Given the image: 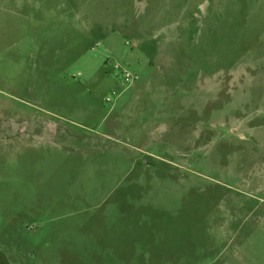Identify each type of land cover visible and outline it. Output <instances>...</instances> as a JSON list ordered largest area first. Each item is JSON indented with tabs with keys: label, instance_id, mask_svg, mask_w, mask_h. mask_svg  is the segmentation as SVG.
<instances>
[{
	"label": "rangeland",
	"instance_id": "obj_1",
	"mask_svg": "<svg viewBox=\"0 0 264 264\" xmlns=\"http://www.w3.org/2000/svg\"><path fill=\"white\" fill-rule=\"evenodd\" d=\"M0 264H264V0H0Z\"/></svg>",
	"mask_w": 264,
	"mask_h": 264
},
{
	"label": "built area",
	"instance_id": "obj_2",
	"mask_svg": "<svg viewBox=\"0 0 264 264\" xmlns=\"http://www.w3.org/2000/svg\"><path fill=\"white\" fill-rule=\"evenodd\" d=\"M113 67L115 72H120L122 76V83H129L137 78V75L134 72L128 70L125 66H122L119 63H114ZM105 100L108 101L109 97L107 96Z\"/></svg>",
	"mask_w": 264,
	"mask_h": 264
}]
</instances>
